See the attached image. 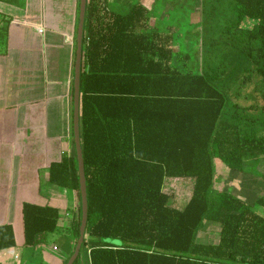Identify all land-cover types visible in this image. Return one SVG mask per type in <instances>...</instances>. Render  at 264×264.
I'll list each match as a JSON object with an SVG mask.
<instances>
[{
    "label": "trees",
    "instance_id": "16d2710c",
    "mask_svg": "<svg viewBox=\"0 0 264 264\" xmlns=\"http://www.w3.org/2000/svg\"><path fill=\"white\" fill-rule=\"evenodd\" d=\"M120 2L123 12L86 3L87 221L73 264L83 254L87 264H264V198L250 204L213 185L215 161L243 173L264 157V0H200L197 24L196 0ZM173 179L190 181L179 205L164 191ZM49 181L79 199L75 154L50 165ZM22 219L29 246L57 228L48 207L24 205ZM206 222L220 226L214 243L197 240ZM13 246L0 226V251Z\"/></svg>",
    "mask_w": 264,
    "mask_h": 264
},
{
    "label": "crops",
    "instance_id": "0c3cea01",
    "mask_svg": "<svg viewBox=\"0 0 264 264\" xmlns=\"http://www.w3.org/2000/svg\"><path fill=\"white\" fill-rule=\"evenodd\" d=\"M78 2L0 0V226H10L14 238L13 247L0 251V264H63L75 247L71 232L79 220V199L75 191L49 181V167L75 154L72 86ZM214 167L216 190L250 204L264 198V157L253 163V183L239 180L245 172L218 161ZM180 185L189 193L190 183ZM24 205L57 213L56 231L37 246L25 243ZM218 226L206 222L202 230L215 238Z\"/></svg>",
    "mask_w": 264,
    "mask_h": 264
},
{
    "label": "water",
    "instance_id": "95a60500",
    "mask_svg": "<svg viewBox=\"0 0 264 264\" xmlns=\"http://www.w3.org/2000/svg\"><path fill=\"white\" fill-rule=\"evenodd\" d=\"M87 0H79L78 2V21L75 38V59H74V75L72 86V138L74 143V152L76 158V168L78 174V192H79V206L80 219L78 227V238L75 243L74 250L65 264H73L79 255L80 248L84 242L85 229L87 221V194H86V180L83 168V156L81 147V132H80V72L82 61V47L84 23L86 16ZM84 263L87 264L86 254H83Z\"/></svg>",
    "mask_w": 264,
    "mask_h": 264
},
{
    "label": "rangeland",
    "instance_id": "374dc122",
    "mask_svg": "<svg viewBox=\"0 0 264 264\" xmlns=\"http://www.w3.org/2000/svg\"><path fill=\"white\" fill-rule=\"evenodd\" d=\"M110 1H111V10H113L115 12H123L127 8L126 3L124 4V3L120 2V4L119 3L115 4V2L117 0H110ZM123 1L124 2H129V0H123ZM153 1L154 0H138V2L141 3L142 5H144L147 9H150ZM195 7H196V10L192 12V17H191V22L193 24H197V23L200 22V0H196ZM248 23L251 24V22H248ZM231 54L232 53H230V55ZM251 169H249V168L247 169L246 168L245 173L243 175L242 174L239 175V180H241L240 178H243L244 181L250 182V180H251V182L253 183V175H252L253 173L252 172L250 173ZM261 180L264 182V178L261 179ZM179 182H180V184H182V183L184 184L185 181H183V180H178V181L169 180L164 185V191L166 193H173L174 194V196H175V199H174L175 205L182 204L189 198V193H187L186 187L184 188V185L181 186L179 184ZM186 182H188V184L190 183V181H186ZM218 227H220V226H218ZM216 235H217V233H216ZM216 235H215V238H213L214 236H212L210 238V237H208V235H205V232H203V230H201L199 232V234H198L197 240L199 242H203V241H205V242L206 241L216 242L217 241V236ZM71 236H72V238H74L73 231L71 232ZM54 238H56L55 234L53 235V239ZM47 242H50V240H47ZM74 246H75V244H74ZM73 249H74V247H73Z\"/></svg>",
    "mask_w": 264,
    "mask_h": 264
},
{
    "label": "built area",
    "instance_id": "2783aa9c",
    "mask_svg": "<svg viewBox=\"0 0 264 264\" xmlns=\"http://www.w3.org/2000/svg\"><path fill=\"white\" fill-rule=\"evenodd\" d=\"M52 249L55 251V250H57V247H53Z\"/></svg>",
    "mask_w": 264,
    "mask_h": 264
}]
</instances>
